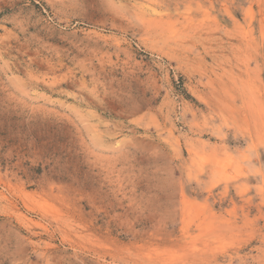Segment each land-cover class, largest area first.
I'll return each mask as SVG.
<instances>
[{"label": "rangeland", "instance_id": "374dc122", "mask_svg": "<svg viewBox=\"0 0 264 264\" xmlns=\"http://www.w3.org/2000/svg\"><path fill=\"white\" fill-rule=\"evenodd\" d=\"M0 264H264V0H0Z\"/></svg>", "mask_w": 264, "mask_h": 264}]
</instances>
